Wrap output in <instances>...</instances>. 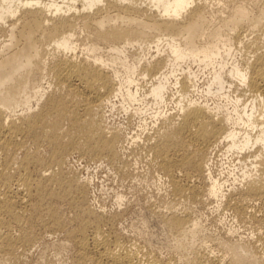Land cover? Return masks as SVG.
<instances>
[{"label": "bare ground", "instance_id": "bare-ground-1", "mask_svg": "<svg viewBox=\"0 0 264 264\" xmlns=\"http://www.w3.org/2000/svg\"><path fill=\"white\" fill-rule=\"evenodd\" d=\"M117 106L138 131L110 125ZM128 149L186 204L151 208L178 259L124 240L69 162L79 151L125 173ZM214 201L264 223V0H0V264L55 229L73 264H264V235L201 236L190 205Z\"/></svg>", "mask_w": 264, "mask_h": 264}, {"label": "rangeland", "instance_id": "rangeland-1", "mask_svg": "<svg viewBox=\"0 0 264 264\" xmlns=\"http://www.w3.org/2000/svg\"><path fill=\"white\" fill-rule=\"evenodd\" d=\"M103 51H105L103 52L105 55L109 54V52L105 49H103ZM47 84L48 83L45 85ZM35 107L37 108V105ZM117 107L114 108L115 110H113V114L108 112L112 114L110 115L111 117H109L110 125H123L124 128L126 126V130L131 133L138 131L140 128L139 116H130V113L127 114L121 107ZM128 150L126 151L124 158H127V160L130 158L128 163L131 166L125 173L119 168L112 166L107 161L104 162L105 160L101 161L91 159L90 157L87 159V156H83L79 151L70 155L69 162L80 174L91 177L90 189L91 201L93 205L107 214L118 215L115 227L118 229L117 231L122 234L124 240L128 243H130L131 240L132 244L138 246L140 245L139 247L143 251H152V253L154 252V254L163 260L164 258L178 259L179 253L175 249L176 246L174 244H176V239L173 241L175 238L174 235L168 233L169 231L166 227H164L165 225L162 222V218L157 214L155 216V214L151 211V208H159L161 210H165L166 212L170 209V207L174 206L175 208L182 209V206H186V204H182L180 202L178 203L173 200V196L170 194L168 181L165 177L161 176L163 173L160 170H157L158 167L153 163H150L149 158L147 160L148 156L144 154L142 150ZM47 152L48 148L43 147L42 154L47 155ZM221 167L222 166H219L218 169ZM147 201H150V203L147 204ZM171 201L173 202L171 203ZM168 203L170 204L169 206ZM173 203L174 205H172ZM194 203L190 206L191 210H193V218L196 219V221L200 224L199 226H201L202 237H210L211 235L208 234H212L213 236L211 237L215 238L217 234L218 236L221 234V236L224 237L232 235V238L236 240L237 238L248 239V237L256 238L257 236L264 235V223L262 222L250 219L249 221L248 219H240L238 221L234 218L232 211L223 205L216 208L217 202L215 201L211 203ZM194 209L197 210V212ZM61 211L63 214L62 216L68 220L73 218L72 215H75L73 214L75 211L72 210L67 202H61ZM256 222L258 224L260 223L259 225L261 227L256 224ZM41 232L42 233L38 241L35 242V245L33 244L34 246H31L29 249L30 252H27V254L22 258V262L19 264H41L42 262V264L74 263V253L76 248L73 241L66 236L67 234L64 229L43 230ZM203 233L205 235H203ZM209 242H211L210 244L212 245L211 249L217 247L214 241L210 240ZM60 243L64 244L61 245ZM217 248H214L213 251L217 254L219 252L220 255L224 256H222L224 261H228L230 257L225 249L223 250V248L219 246ZM176 253L177 255L175 256Z\"/></svg>", "mask_w": 264, "mask_h": 264}]
</instances>
